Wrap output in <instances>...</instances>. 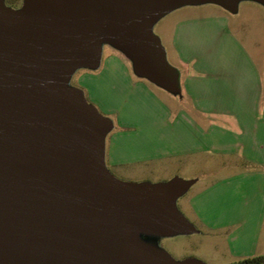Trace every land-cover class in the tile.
Segmentation results:
<instances>
[{
    "label": "water",
    "instance_id": "1",
    "mask_svg": "<svg viewBox=\"0 0 264 264\" xmlns=\"http://www.w3.org/2000/svg\"><path fill=\"white\" fill-rule=\"evenodd\" d=\"M192 1L25 0L15 13L0 0V264H176L133 233L186 229L171 204L187 183H116L102 161L106 120L79 91L55 83L94 62L102 37L170 87L148 25Z\"/></svg>",
    "mask_w": 264,
    "mask_h": 264
},
{
    "label": "crops",
    "instance_id": "2",
    "mask_svg": "<svg viewBox=\"0 0 264 264\" xmlns=\"http://www.w3.org/2000/svg\"><path fill=\"white\" fill-rule=\"evenodd\" d=\"M236 1L243 9L232 14L223 5L177 13L169 37L159 38L180 95L163 97L147 75L113 56L79 82L107 123L101 145L109 175L172 166L189 190L177 214L199 227L214 264L255 257L263 264L264 5Z\"/></svg>",
    "mask_w": 264,
    "mask_h": 264
},
{
    "label": "rangeland",
    "instance_id": "3",
    "mask_svg": "<svg viewBox=\"0 0 264 264\" xmlns=\"http://www.w3.org/2000/svg\"><path fill=\"white\" fill-rule=\"evenodd\" d=\"M264 5V0L260 1ZM25 4V0H3V7L19 13L22 11ZM221 4L214 0H194L192 2H185L169 8L156 16L148 25V32L152 38L157 40L160 49L163 52L162 41L160 37L165 41L169 37L170 27L172 25L173 16L177 13L185 12V15H202L215 13L217 11L224 10ZM240 1H235L233 6L229 8V14L235 11H242ZM243 35V31H242ZM97 45V57L92 63H78L73 65L69 71L59 78L55 83V87L61 88L62 90H77L81 93L83 100L92 106L96 112L100 111L98 107L92 102L91 99L87 98L86 91L82 84L84 79L79 82V78L83 74H94L101 68L104 61L109 57L113 56L115 60L124 61L127 63V67L133 74H141L144 78V73L138 68L137 62L132 58L124 49L120 48L114 41L102 37H98L96 40ZM121 58V59H120ZM166 66L170 69L171 65L169 61L164 57ZM92 79L91 77L88 78ZM150 84L157 86V91L165 98H169L171 94L180 95V88L178 83L174 79L173 85L166 86L162 82L156 81L148 76ZM86 81V80H85ZM88 81V80H87ZM80 83V84H79ZM172 97V96H171ZM98 113V112H97ZM107 119L108 116L104 115ZM162 165L158 167L157 171L145 170L144 166H131L121 168L119 170L110 171L112 179L119 184H125L136 187H155L160 185L169 184L174 182L176 179V170L172 166ZM108 172V171H107ZM189 190H185L173 199L172 208L174 211H179L185 207L186 196ZM185 221V220H184ZM186 229L175 230L167 232H159L154 230H144L133 233L135 241L144 249L152 252H158L166 255L170 260L176 264H180L189 260H198L202 264H214L217 261L211 259V253L209 252L210 247L205 243V240L201 234L196 233L199 227L191 221H185Z\"/></svg>",
    "mask_w": 264,
    "mask_h": 264
},
{
    "label": "trees",
    "instance_id": "4",
    "mask_svg": "<svg viewBox=\"0 0 264 264\" xmlns=\"http://www.w3.org/2000/svg\"><path fill=\"white\" fill-rule=\"evenodd\" d=\"M244 264H262V258L255 257V258L247 259L244 261Z\"/></svg>",
    "mask_w": 264,
    "mask_h": 264
}]
</instances>
